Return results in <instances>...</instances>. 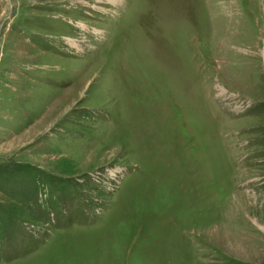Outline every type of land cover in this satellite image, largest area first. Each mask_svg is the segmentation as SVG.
<instances>
[{"label":"rangeland","instance_id":"374dc122","mask_svg":"<svg viewBox=\"0 0 264 264\" xmlns=\"http://www.w3.org/2000/svg\"><path fill=\"white\" fill-rule=\"evenodd\" d=\"M0 264H264V0H0Z\"/></svg>","mask_w":264,"mask_h":264}]
</instances>
